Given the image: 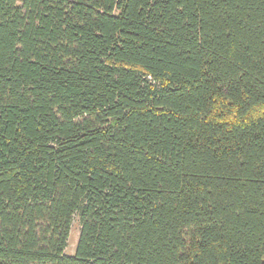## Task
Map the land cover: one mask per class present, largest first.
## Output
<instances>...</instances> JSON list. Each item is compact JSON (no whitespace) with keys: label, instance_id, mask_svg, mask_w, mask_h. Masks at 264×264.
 Listing matches in <instances>:
<instances>
[{"label":"trees","instance_id":"trees-1","mask_svg":"<svg viewBox=\"0 0 264 264\" xmlns=\"http://www.w3.org/2000/svg\"><path fill=\"white\" fill-rule=\"evenodd\" d=\"M0 264H264V0H0Z\"/></svg>","mask_w":264,"mask_h":264},{"label":"rangeland","instance_id":"rangeland-1","mask_svg":"<svg viewBox=\"0 0 264 264\" xmlns=\"http://www.w3.org/2000/svg\"><path fill=\"white\" fill-rule=\"evenodd\" d=\"M78 234H79V222L77 216H74L68 237L67 247L65 249L66 254H73L77 242Z\"/></svg>","mask_w":264,"mask_h":264}]
</instances>
